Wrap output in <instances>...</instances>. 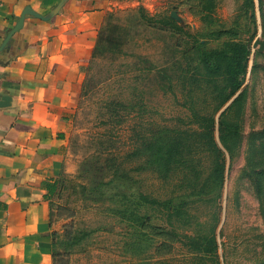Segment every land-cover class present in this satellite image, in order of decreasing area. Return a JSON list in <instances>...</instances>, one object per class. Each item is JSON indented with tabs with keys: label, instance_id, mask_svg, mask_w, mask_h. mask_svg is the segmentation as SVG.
<instances>
[{
	"label": "rangeland",
	"instance_id": "rangeland-1",
	"mask_svg": "<svg viewBox=\"0 0 264 264\" xmlns=\"http://www.w3.org/2000/svg\"><path fill=\"white\" fill-rule=\"evenodd\" d=\"M254 2L257 32L250 44L248 72L240 90L246 91L245 102L241 113L230 114L239 123L241 142L234 158L220 146L226 169L216 229L218 259L208 264H264V206L256 197L246 167L251 143L255 144L256 161L264 152V135H260L264 130V0ZM240 3L218 0L215 16L224 27L229 28L237 18ZM110 7L111 18L88 66L83 95L73 116L63 184L50 201L56 264H200L187 247L178 244L173 254L164 258L154 257L151 251L135 253L130 247L134 230L109 214V201H95L99 195L90 190L119 172L125 174L120 185L128 194V168L139 163L128 159V151L134 146L131 127L138 123L145 127L149 123L167 124L164 119L186 116V110L177 103L183 101L179 88L174 89L176 99L161 89L154 74L140 73L148 62L161 66L166 55L164 44H171L176 38L158 31V23L153 27L143 23L138 12L143 10L147 16L160 20L176 11L185 31L192 35L204 32L205 27L179 5V0H114ZM237 21L244 30V16ZM250 34L252 30L245 36ZM179 38L189 41L184 36ZM216 46L217 43L208 42V47ZM140 101L146 106L144 114L129 108ZM132 176L136 181L134 191L165 199L173 190L170 183H161L149 171ZM211 209L209 204L199 203L192 212L203 216ZM164 219L160 215L154 223L163 225ZM82 234L87 235L78 245L66 247L67 241Z\"/></svg>",
	"mask_w": 264,
	"mask_h": 264
},
{
	"label": "trees",
	"instance_id": "trees-1",
	"mask_svg": "<svg viewBox=\"0 0 264 264\" xmlns=\"http://www.w3.org/2000/svg\"><path fill=\"white\" fill-rule=\"evenodd\" d=\"M217 2L179 0V5L187 8L205 27L204 32L194 35L185 31L184 26L175 22L170 14L157 20L147 16L143 10L138 12L143 23L151 27L158 23V31L176 38L171 44H164L166 55L161 66L148 62L147 68L140 73L154 74L161 89L173 96L174 89L179 88L183 101L176 102L186 110L184 117L179 115L164 119L167 124L149 123L145 127L138 123L131 127L130 139L134 146L128 151V159H137L139 163L128 168V194L120 185L125 174L119 172L90 190V193L99 195L95 201H109V214L128 223L134 230L135 237L130 247L138 254L151 251L154 257L164 258L173 254L178 244L187 247L193 259L200 264L218 259L216 229L220 220L219 200L222 198L226 169L225 153L221 147L234 158L241 142L239 123L232 120L230 114H239L243 110L246 91H239L246 80L250 44L257 26L254 0H240L239 14L229 28L224 27L215 16ZM241 16L247 20L244 30L237 21ZM109 18L111 15L107 14L88 66L98 52L101 33ZM251 30L252 34L245 36ZM181 36L189 41L182 40ZM106 40L110 42L109 37ZM209 41L217 43V46L208 47ZM231 100L216 121L217 114ZM145 107L142 101L129 106L130 109H138V114L147 112ZM216 130L220 144L215 138ZM260 135H264V130ZM254 146L251 143L248 148L252 153L246 167L256 197L264 206V152L256 161ZM145 171L151 172L161 183H170L173 186L170 196L161 199L134 191L136 181L133 180V173ZM62 177L46 185L49 201L63 184ZM81 189L86 187L81 186ZM199 203L209 204L212 209L203 216H196L192 211ZM160 215L165 218L163 225L154 223ZM86 235L67 241L66 247L78 245ZM54 243L53 240V248ZM56 257L53 251L54 264Z\"/></svg>",
	"mask_w": 264,
	"mask_h": 264
},
{
	"label": "crops",
	"instance_id": "crops-1",
	"mask_svg": "<svg viewBox=\"0 0 264 264\" xmlns=\"http://www.w3.org/2000/svg\"><path fill=\"white\" fill-rule=\"evenodd\" d=\"M65 0H1L0 45L26 11ZM114 0H66L27 15L0 52V264H54L46 185L65 172L85 71Z\"/></svg>",
	"mask_w": 264,
	"mask_h": 264
},
{
	"label": "water",
	"instance_id": "water-1",
	"mask_svg": "<svg viewBox=\"0 0 264 264\" xmlns=\"http://www.w3.org/2000/svg\"><path fill=\"white\" fill-rule=\"evenodd\" d=\"M66 1V0H65ZM64 1V2H65ZM63 2V3H64ZM63 3H60L58 6H56L55 8H54V10L48 15V16H40V15H38V14H36V13H34V12H32V11H26V12H24L23 14H22V16L19 18V20H18V22H17V24L15 25V27L12 29V30H10V32L7 34V36H6V38L4 39V41L2 42V44L0 45V52L2 51V50H4V48L6 47V45L8 44V42L10 41V39L13 37V35L15 34V33H17L19 30H21L22 29V27H23V23H24V18H25V16H27V15H30V16H33V17H35V18H37V19H39V20H42V21H49L51 18H53L57 13H58V11L60 10V8H61V6H62V4ZM170 17L175 21V22H177L178 24H180V25H183V20L181 19V17L180 16H178V14H177V12L176 11H172L171 13H170ZM239 93H240V91H239ZM238 93V94H239ZM237 94V95H238ZM236 95V96H237ZM235 96V97H236ZM234 97V98H235ZM233 98V99H234ZM232 99V100H233ZM10 100V98L9 97H6V96H0V108H4V107H8L9 106V101ZM232 100L217 114V116H216V121L218 120V118H219V116H220V114L227 108V106L232 102ZM216 132H217V130H216ZM216 140H217V143L218 144H220L219 143V141H218V136H217V138H216ZM220 146V145H219Z\"/></svg>",
	"mask_w": 264,
	"mask_h": 264
},
{
	"label": "built area",
	"instance_id": "built-area-1",
	"mask_svg": "<svg viewBox=\"0 0 264 264\" xmlns=\"http://www.w3.org/2000/svg\"><path fill=\"white\" fill-rule=\"evenodd\" d=\"M0 4H1V0H0Z\"/></svg>",
	"mask_w": 264,
	"mask_h": 264
}]
</instances>
